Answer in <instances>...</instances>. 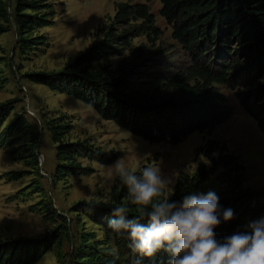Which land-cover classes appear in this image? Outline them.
I'll return each instance as SVG.
<instances>
[{
	"label": "trees",
	"instance_id": "16d2710c",
	"mask_svg": "<svg viewBox=\"0 0 264 264\" xmlns=\"http://www.w3.org/2000/svg\"><path fill=\"white\" fill-rule=\"evenodd\" d=\"M144 1L117 3L111 24L95 32L89 47L62 68L29 72L27 78L80 100L100 118L113 121L149 143L176 144L195 131L210 135L232 112L219 87L233 90L244 111L264 128V0H158L159 14L172 25V36L189 60L183 69L168 73L154 88L142 81L144 72L136 63L121 60L114 68L108 64L93 65L118 52L134 36H157L155 18L146 3L149 0ZM53 15L49 0H14L13 12L0 0V34L8 30L12 17L21 50L47 45L46 37L35 32L52 25ZM11 111L9 101L0 103V149L14 131L31 135L36 146L37 134L23 114L3 125ZM72 126L65 113H57L46 121L55 144L52 179L60 181L86 174L89 167L82 165V159L109 165L120 158L118 150L103 151L89 139L68 138ZM199 150L209 157L210 168L199 162L194 174L180 172L170 202H180L190 194L206 195L200 191L201 185L217 168L224 169V179L233 187L242 184L239 165L234 155L227 153L225 143L209 138ZM31 156L37 166L34 152ZM37 188L42 191L39 185ZM128 200L127 188L122 185L109 203L75 202L71 212L101 227L104 233L98 237L82 222L81 228L75 230L74 241L67 218L42 199L39 210L55 227L38 235L0 240V264H35L61 238L73 241L69 264H135L137 259L142 264H170L171 257L164 251L153 260L138 257L128 247L126 234L118 235L107 227L113 208ZM127 206L128 218H136L137 206ZM139 222L146 226L148 218ZM214 231L219 242L235 233L249 232L235 217L227 222L221 217Z\"/></svg>",
	"mask_w": 264,
	"mask_h": 264
},
{
	"label": "rangeland",
	"instance_id": "374dc122",
	"mask_svg": "<svg viewBox=\"0 0 264 264\" xmlns=\"http://www.w3.org/2000/svg\"><path fill=\"white\" fill-rule=\"evenodd\" d=\"M5 1L13 12L14 0ZM54 11L53 24L35 33L47 39V45L23 51L19 48L15 25L10 18L9 28L0 34V103L9 101L12 111L3 125L23 114L37 134L34 146L31 135L14 131L7 144L0 149V240L31 236L52 230L55 224L44 218L39 210L42 199L49 201L65 216L72 231L81 228L94 231L98 237L103 229L71 212V206L79 201L109 203L113 193L122 183L113 175V164L102 165L82 159L89 167L84 175H73L55 181V144L46 127V121L57 113L68 115L72 128L70 139H89L103 151L118 150L117 161L129 168L142 170L159 167L162 176L171 177L174 183L165 190L170 196L180 172L192 175L201 162L210 168L209 157L199 148L209 138L225 143L227 153L234 155L243 175L242 184L233 187L224 179V169L217 168L202 183L200 191L214 192L222 209L231 208L240 225L250 232L248 224L264 218V128L249 116L234 91L219 87L225 94L231 115L213 132H193L176 144L149 143L119 127L113 121L104 120L87 104L74 97L57 93L46 86L30 81L26 73L58 70L84 51L94 41L97 30L108 27L119 2H145L144 0H49ZM155 18L157 36L145 34L132 37L122 44L115 54L95 62V67L108 64L114 68L121 60L136 63L144 74L142 81L148 87L160 85L163 77L172 71L183 69L189 57L172 36V25L159 14L158 0L146 2ZM13 14V13H12ZM244 89V88H242ZM34 152L37 166L33 164ZM218 152L213 154L214 157ZM116 161V162H117ZM137 173V172H136ZM42 191H37V186ZM73 241L61 238L53 244L35 264H69V252ZM58 254V256H57Z\"/></svg>",
	"mask_w": 264,
	"mask_h": 264
},
{
	"label": "clouds",
	"instance_id": "9594fccd",
	"mask_svg": "<svg viewBox=\"0 0 264 264\" xmlns=\"http://www.w3.org/2000/svg\"><path fill=\"white\" fill-rule=\"evenodd\" d=\"M129 168L124 162L113 165V175L126 186L129 200L137 206L136 218L129 219L127 203L114 207L107 227L125 235L128 247L138 257L153 260L164 251L170 264H264V218L248 224L250 232H238L216 239L214 229L234 217L231 208L222 209L214 192L190 194L170 202L165 195L174 180L164 177L159 167ZM150 209V210H149ZM148 218L145 226L139 221ZM135 264H142L137 259Z\"/></svg>",
	"mask_w": 264,
	"mask_h": 264
}]
</instances>
